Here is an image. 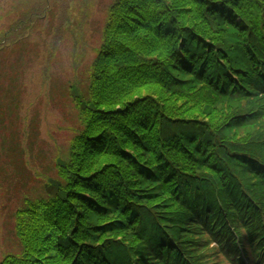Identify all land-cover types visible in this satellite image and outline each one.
Masks as SVG:
<instances>
[{
	"label": "trees",
	"instance_id": "obj_1",
	"mask_svg": "<svg viewBox=\"0 0 264 264\" xmlns=\"http://www.w3.org/2000/svg\"><path fill=\"white\" fill-rule=\"evenodd\" d=\"M24 4L0 34L3 224L21 246L0 264H264V0H112L96 46L89 0ZM35 31L73 136L44 187L6 188L39 154V114L16 130ZM63 39L92 60L72 83L53 73Z\"/></svg>",
	"mask_w": 264,
	"mask_h": 264
},
{
	"label": "rangeland",
	"instance_id": "obj_2",
	"mask_svg": "<svg viewBox=\"0 0 264 264\" xmlns=\"http://www.w3.org/2000/svg\"><path fill=\"white\" fill-rule=\"evenodd\" d=\"M89 1L92 3L91 10L89 11V14H92L91 28L89 30L90 44L96 46L100 40L99 31L104 23L106 9L112 0ZM24 6V0H4L0 4V34L9 31V27L11 25L13 26L14 21L19 17V14L24 11ZM16 10H19V12L16 13ZM18 31L21 33L20 29ZM53 34H55V32ZM46 35L43 32L35 31L29 36L33 43L38 44L41 53L39 55V61L36 60L34 64L31 63V68L25 73L23 88L26 93L23 99V108H21L20 113L22 120L20 123H22V125L20 124L16 129L18 130L19 136H21L22 133L26 132V126L23 119L27 117L32 121V119L39 114V120H37L40 134L35 144L37 150H39V154L36 155V151L33 153V157L30 161L28 160L29 164H26V174L20 176L21 178L25 177V179L26 177H30V180L26 179L25 184H22L21 182H19V184L18 182L9 183V180L4 185L6 188L12 187L13 185H18L19 187L23 185V188L28 190L44 187L48 182V178L54 177V165L57 153L66 148L69 139L73 136L72 128H74V124L65 119V116L57 115L52 108L49 109L46 96L47 85H42L43 77L46 75L44 72L46 68L45 58H48V56H45V52L43 55L44 42L46 41V38L49 37ZM33 37H36V39ZM68 41L69 40L67 39H63L62 43L58 44L59 47L56 56L52 60L53 73H57L56 80L59 78L61 82L72 83V81L79 80L80 75L82 76L84 72H88L92 60L85 59L82 62H74L72 60L70 43ZM32 103L35 104L34 108H32L33 111H27ZM262 121L261 125H263L264 128V118ZM241 133L243 132L241 131L239 134L241 135ZM254 133L256 132H251V134ZM22 137V141L25 140L23 135ZM244 140H251V137L248 136ZM14 177L17 178L15 175ZM3 189L4 190L0 189V260L4 257L7 250L15 252L11 249L13 247L12 243L7 246L5 245V241L11 242L12 238H7L4 241V238L7 237L6 232L8 228L3 224L6 204L12 208L15 199L10 191L7 192L8 197L4 196L6 195V189L4 187ZM107 218L110 217L107 216Z\"/></svg>",
	"mask_w": 264,
	"mask_h": 264
}]
</instances>
